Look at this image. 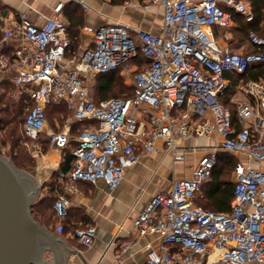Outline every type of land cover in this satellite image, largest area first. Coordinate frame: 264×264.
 Wrapping results in <instances>:
<instances>
[{"label":"built area","instance_id":"obj_1","mask_svg":"<svg viewBox=\"0 0 264 264\" xmlns=\"http://www.w3.org/2000/svg\"><path fill=\"white\" fill-rule=\"evenodd\" d=\"M151 4L163 6L159 33L122 23L85 26L93 44L70 55L62 0L43 24L23 12L16 27L4 31L0 16L4 42L16 39L11 52L0 50V71L15 87L13 98L26 93L32 102L23 125L32 153L43 152L40 139L50 104H65L71 112L62 129L48 132L55 148L69 146L71 122H89L77 131L71 168L59 173L64 187L53 208L58 218L67 216L78 181L102 179L114 190L140 153L154 151L159 140L173 159L184 160L186 140L216 137L217 144L199 158L190 178L173 179L152 196L134 218L135 236L119 247L125 251L137 237L157 233L160 244H146L145 264H264V78L243 77L251 65L264 62V35L249 29L247 40L255 49L236 52L221 44L215 31L233 26L235 15L252 22L255 13L245 0H148L145 6ZM139 52L148 63L138 68L132 59ZM120 67L131 72L133 93L96 100L91 81ZM231 74L242 76L236 85L242 96L235 100L236 117L220 97L232 86ZM220 149L248 158L233 168L227 212L197 203ZM51 167L60 168L59 163ZM96 233L89 224L74 236L91 246Z\"/></svg>","mask_w":264,"mask_h":264},{"label":"crops","instance_id":"obj_2","mask_svg":"<svg viewBox=\"0 0 264 264\" xmlns=\"http://www.w3.org/2000/svg\"><path fill=\"white\" fill-rule=\"evenodd\" d=\"M57 1L0 0L3 30L15 28L23 12H28L32 21L43 24L49 17L55 15L54 7ZM62 1L64 5L61 17L68 23V30L71 26L80 29L78 44L75 48H71L70 45L68 55L79 52L93 44V36L85 30V26L97 27L106 23H122L128 24L132 28H143L154 33H159L161 30L163 6L160 4L145 6L148 0H136L139 2L137 6L131 4L133 0ZM245 1L253 9L250 0ZM219 30H215L216 33ZM4 31L0 30V50L11 52L16 39L9 38L4 42ZM6 76L5 71H0V80L7 78ZM229 76L233 83L235 82L236 92L238 83L234 81L231 75ZM238 98H242V96ZM55 123L56 127H46L41 138L48 137V132L51 130H60L64 127L56 118ZM73 123L75 122H71V128ZM217 142L216 137L212 139L195 137L186 140L184 142L186 158L175 160L164 147V142L159 140L154 151L140 153L138 162L127 168L122 182L114 190H110L102 179L95 183L78 181L79 192L71 195V218L73 219L77 212L83 213L85 218H79L76 224L79 227L89 224L95 225L97 233L91 246H83L75 239L72 231L66 234L58 233L57 223H50L49 228L61 235L68 247L72 249V252H66V264H145L146 244L151 242L154 247H158L160 244L157 233H146L137 237L125 251L121 250L119 242L135 236L134 218L146 207L152 196L169 188L173 179L190 178L199 158L211 151ZM76 143L77 133L71 132L68 147L72 146V150L73 144ZM64 151L51 145L48 150L42 152L41 167L36 173V177L42 186L45 181L51 180L50 177L53 173L58 171V169L52 168L51 164L59 163L61 166ZM219 151L225 150L220 149ZM232 155L238 161H248L244 154ZM224 163L227 164V168L222 172L221 179L228 180L233 184L232 171L234 166L228 161ZM203 195L204 190L202 189L199 197ZM120 255H122L121 259L117 260Z\"/></svg>","mask_w":264,"mask_h":264},{"label":"trees","instance_id":"obj_3","mask_svg":"<svg viewBox=\"0 0 264 264\" xmlns=\"http://www.w3.org/2000/svg\"><path fill=\"white\" fill-rule=\"evenodd\" d=\"M255 13V19L252 22H246L241 16L235 15V19L240 26V29L245 34L249 29H253L256 32L261 31L259 28V21L264 19V0H250ZM69 34L72 39L71 48H75L79 41L80 29L78 27L71 26L69 29ZM132 63L138 68L148 63V59L139 52L137 56L132 59ZM122 68L116 70L103 72L98 74L96 84H95V99H104L107 98L111 93L119 91L124 93V95H131L133 93V84H126L122 78ZM121 73V74H120ZM234 78V81L240 77L236 74H231ZM242 77V76H241ZM247 79L259 80L264 78V62H258L251 65L248 71L243 75ZM235 83V82H234ZM226 90L220 97L221 101L226 104H229V96L235 90V84ZM15 89L8 78L0 80V131H4L5 137H8L13 141L14 146L20 144V141L23 139L24 131V121L26 118L27 107L31 105L32 102L28 94L23 93L18 99H11V92ZM227 107V106H226ZM233 117H236V107L230 108ZM69 111L65 104H50L46 110L47 118L53 116V118L58 119L62 122V117ZM88 120L77 121L73 123L74 125L71 128V132L76 134L78 129H81L88 124ZM23 127V128H22ZM46 144H50L49 138L44 137ZM5 140L0 137L1 141ZM75 146V144H73ZM72 147V146H71ZM70 149H64L63 160L58 171L53 173L51 180H47L43 184V188H48V191L39 197L37 201L33 204V214L40 215L42 217V224L49 227L50 223H53L55 217L57 227H60V233L66 234L67 232H73L85 226H80L76 224V221L84 219L85 216L81 212L74 214V218H71V210L68 209L67 216L60 219L57 216L56 211L53 208V203L57 198L58 194L63 190L64 181H60V172H67L72 165L74 155ZM46 150V148L44 149ZM1 152V151H0ZM18 158L20 159L18 161ZM14 164L16 166H25V162H31L32 159L28 156L27 153L23 150L19 151V154L16 153L14 156ZM228 161L231 165L235 166L238 162V159L228 151H219L217 157L216 166L212 172L211 177L203 184L202 189L204 190V195L198 197L197 203L200 200L199 204L205 207L206 209L215 210L218 212H226L230 209V202L233 196V184L228 180H222L221 174L227 168V164L224 162ZM230 165V164H229ZM229 168V167H228ZM52 201V202H51ZM50 202V204H49ZM55 223V222H54ZM55 223V224H56ZM87 226V225H86ZM76 239V237H75ZM77 240V239H76Z\"/></svg>","mask_w":264,"mask_h":264},{"label":"water","instance_id":"obj_4","mask_svg":"<svg viewBox=\"0 0 264 264\" xmlns=\"http://www.w3.org/2000/svg\"><path fill=\"white\" fill-rule=\"evenodd\" d=\"M41 187L0 153V264H66L72 249L33 214Z\"/></svg>","mask_w":264,"mask_h":264},{"label":"rangeland","instance_id":"obj_5","mask_svg":"<svg viewBox=\"0 0 264 264\" xmlns=\"http://www.w3.org/2000/svg\"><path fill=\"white\" fill-rule=\"evenodd\" d=\"M142 1V0H141ZM259 28L261 29V31L257 32L259 35H264V19L262 18L259 21ZM218 40L221 42V44L228 46L232 51H236V52H249V51H253L255 49L254 46H250L247 42V33L245 34L244 32H242V30L240 29V26L238 25V22L236 21L235 24L229 28H221L219 31H217L216 33ZM122 78L124 80V82L126 84H131V80H132V74L129 70H122ZM121 74V73H120ZM97 76L96 75L94 77V79L91 81L90 86H91V92L94 95L95 93V84H96V80H97ZM241 77H238V79H236V82L239 83ZM122 96L124 95V93H121L119 91L113 92L111 93L108 97L111 96ZM12 97V96H11ZM95 97V96H94ZM237 93L235 92V90L232 92V94L229 96V104H226V106L229 108H233L234 106L236 107V103L235 100L237 98ZM11 99H15V98H11ZM16 100V99H15ZM71 112L68 111L64 117H62V122H60L61 126L63 127V125L66 122L70 121V116ZM56 118V117H55ZM74 124H72L73 126ZM48 126L50 127H56V123H55V119L53 118V116H49L48 119ZM23 128V127H22ZM24 129V128H23ZM60 129V128H59ZM23 133V139L22 141H20V144L17 146H14L13 141L10 140L8 137H5V133L4 131H0V137L4 138L5 140L1 141L0 143V153L3 154L6 157H10L11 161H13L14 156L16 153L19 154V151L23 150V152L27 153L28 156L32 159L31 162L26 163L25 162V166H15L23 169L24 171H27L29 174L33 175L36 179L37 184H41L40 181H38V178L36 177V173L37 170L40 169L41 167V160H42V153H37V154H33V146L29 140V138L27 137V135ZM42 137V136H41ZM40 141H42V151H44V149L46 148L47 150L51 147L50 144H46L47 142H44L45 139L41 138ZM66 149H70V147H67ZM65 149V150H66ZM20 159L18 158V161ZM14 163V161H13ZM226 176V175H225ZM52 178V176L50 177ZM48 191V188H41L35 201H37L39 199L40 196H42L43 194H45ZM52 202V201H51ZM200 200L198 201L199 204ZM50 204V202H49ZM36 219L40 222L42 221V217L38 214L36 215ZM56 223V219L54 217L53 219V223ZM46 226V225H45ZM48 227V226H47ZM257 264V263H254Z\"/></svg>","mask_w":264,"mask_h":264}]
</instances>
